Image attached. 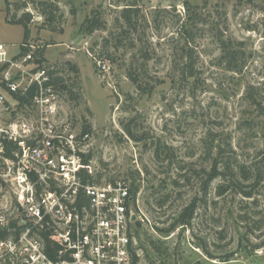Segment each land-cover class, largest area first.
<instances>
[{
	"label": "rangeland",
	"instance_id": "obj_1",
	"mask_svg": "<svg viewBox=\"0 0 264 264\" xmlns=\"http://www.w3.org/2000/svg\"><path fill=\"white\" fill-rule=\"evenodd\" d=\"M221 37L243 44L242 73L221 64ZM0 44L10 57L33 46L36 66L63 79L59 113L91 135L92 180L131 184L139 264H264V180L250 199L211 189L205 199L202 183L219 151L264 163V0H0ZM10 102L13 118L35 115ZM0 248V264H15Z\"/></svg>",
	"mask_w": 264,
	"mask_h": 264
},
{
	"label": "built area",
	"instance_id": "obj_2",
	"mask_svg": "<svg viewBox=\"0 0 264 264\" xmlns=\"http://www.w3.org/2000/svg\"><path fill=\"white\" fill-rule=\"evenodd\" d=\"M24 48L10 57L0 44V233L12 221L19 233L0 247L15 264H133L131 184L92 180L84 162L91 135L60 116L50 75L36 66L34 47ZM33 85L35 115L13 118L10 99L20 105L15 95Z\"/></svg>",
	"mask_w": 264,
	"mask_h": 264
},
{
	"label": "trees",
	"instance_id": "obj_3",
	"mask_svg": "<svg viewBox=\"0 0 264 264\" xmlns=\"http://www.w3.org/2000/svg\"><path fill=\"white\" fill-rule=\"evenodd\" d=\"M131 9L126 8L122 12L123 19L131 24ZM88 29H93L95 27L94 24H89ZM25 30V36L24 40L26 41L29 37V29L27 26H24ZM188 33V32H187ZM21 50V54H24L26 52V48ZM189 44L186 43V45L181 48V56L184 58H187V63H184V66L181 68V75L180 78L182 81L188 82L190 79L194 78V64H193V56L191 53V48L188 46ZM219 45L221 48L222 56L220 58V62L222 65H225V68L231 72L235 73H242L245 67L246 63V53L243 48L242 43H237L230 38H219ZM43 53H40V56H42ZM37 55H35L36 57ZM37 63H42V60L37 59ZM50 74V83L54 87L57 85L61 87L62 89H68L64 85V81L62 78H56L54 77V73L51 72ZM130 79L133 81V83L138 85V78L130 75ZM37 93V85H33L29 91L25 95H15L16 100L20 103V108H23L24 106H31L32 100L35 97ZM131 135V134H130ZM91 156L89 157V159ZM88 159V160H89ZM86 161L87 164H89V161ZM263 162L259 163H251V164H240V163H234L232 162L231 158L226 157L225 154H223L221 151L216 153L214 158L212 159V162L209 166V168L202 170L206 175L204 180H202L203 183V190H204V198L206 199V196L209 193V190H214L216 195L219 197H223L227 192L232 191L233 193H239L245 198H252L253 197V191L252 189L255 188L256 185L260 184L263 180V173H264V165H261ZM86 164V165H87ZM264 164V163H263ZM160 206H163V204H160ZM194 207L195 204H192L190 207L183 210L180 216V220L178 221V224L181 225H188L191 221L190 219L194 216ZM175 226V225H174ZM11 231H5L0 233V239L6 240L8 238H14L15 240L18 239V229H16L15 224L10 225ZM173 230V228L169 230H164V233H169ZM139 258L134 253V261L133 264H139Z\"/></svg>",
	"mask_w": 264,
	"mask_h": 264
},
{
	"label": "water",
	"instance_id": "obj_4",
	"mask_svg": "<svg viewBox=\"0 0 264 264\" xmlns=\"http://www.w3.org/2000/svg\"><path fill=\"white\" fill-rule=\"evenodd\" d=\"M135 219H136V218H135V216H134V217H133V221H135Z\"/></svg>",
	"mask_w": 264,
	"mask_h": 264
}]
</instances>
